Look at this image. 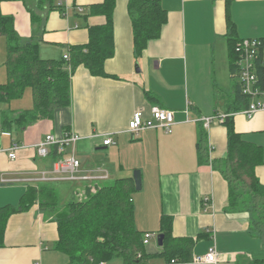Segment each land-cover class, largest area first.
<instances>
[{
  "label": "crops",
  "instance_id": "crops-1",
  "mask_svg": "<svg viewBox=\"0 0 264 264\" xmlns=\"http://www.w3.org/2000/svg\"><path fill=\"white\" fill-rule=\"evenodd\" d=\"M53 1L62 13L50 11L38 0L3 3L0 10L14 17L23 39L39 44L41 59L58 61L68 55L69 47L88 42V27L103 24L102 16L89 17L91 8L103 0ZM128 2L115 0L114 50L104 63L106 76H92L80 66L71 77L70 105L56 110L51 120L11 133L3 132L0 125V207H16L29 186L52 187L59 196L82 187L80 181H31L41 172H50L54 163L50 157H38L36 145L48 135L60 141L66 133L75 134L82 140L71 152L61 148L60 155L77 158L81 177L108 172L116 179L132 178L140 172L141 190L132 195L138 231L158 234L161 217L166 215L172 239L188 241L184 252L175 247L184 257L182 262L175 259L176 263L162 258L163 247L150 242L145 250L155 256L145 264H196L194 259L206 255L213 245L218 264L264 261V236L249 230L247 213L223 211L227 184L199 161L197 150L204 128L201 120L227 114V105L235 98L237 81L231 72L229 41L264 38V0H160L166 23L159 38L149 42L139 57L134 53ZM1 44L5 49L4 41ZM4 75L6 81V71ZM146 93L154 95V104ZM155 105L173 111L170 132L148 129L132 137L128 129L133 114L142 110L148 118ZM32 106V92L27 89L9 108L17 112ZM233 120L241 139L262 151L255 175L264 186V111L252 118L236 114ZM206 132L209 158H224L226 127L213 123ZM105 137L112 141L106 147ZM14 143L19 150L16 160L10 161L8 150ZM57 239L56 225L46 221L37 206L11 215L0 264H69L67 256L55 249Z\"/></svg>",
  "mask_w": 264,
  "mask_h": 264
},
{
  "label": "trees",
  "instance_id": "trees-1",
  "mask_svg": "<svg viewBox=\"0 0 264 264\" xmlns=\"http://www.w3.org/2000/svg\"><path fill=\"white\" fill-rule=\"evenodd\" d=\"M23 1L0 0V7L3 3ZM38 3L47 4L50 11L63 12L61 7L54 5L53 0H38ZM114 7L115 0H103L99 6L92 7L89 17L100 15L104 19L103 24L88 27V42L82 46L69 47L68 60L62 58L58 61L41 59L39 44L23 39L16 30L14 17L4 16L0 10V39L5 43L3 67L7 77L0 84V125L3 132L23 130L41 121L51 120L56 110L68 107L71 102V77L78 67H84L92 76H106L104 63L114 50ZM128 13L132 24L134 53L139 57L149 42L159 38L167 20L166 13L161 9L160 0H129ZM240 40L235 38L229 41L232 74L236 73L235 47ZM251 40L264 44V38ZM259 71L260 82L263 83L264 72L261 68ZM27 89L32 92V108L17 112L10 110V103L21 99ZM146 97L154 104V95L146 93ZM250 103V98L241 93L237 83L235 98L227 105L229 110L225 114L233 116L227 117L221 124L227 130L224 158H209L204 128L200 132L197 150L199 161L218 172L227 184V203L223 211L231 214L247 213L250 217L249 230L264 236V186L255 175V167L261 163L262 151L241 139L234 129L233 120L235 114L249 108ZM154 107L162 108L158 105ZM49 157L56 161L64 156L55 146L51 148ZM81 186L73 193V200L64 205L54 188L29 186L16 207H0V247L3 245L8 218L37 206L44 219L56 225L58 239L54 246L67 256L69 264H112L117 260L123 264H145L155 256L145 250L147 245L144 244V236L151 232H141L135 227L132 195L136 189L133 178L116 179L109 185L82 182ZM170 221L168 216L163 215L160 232L153 234L156 237L159 234L164 236L162 258L169 263L175 259L182 262L184 257L181 252L186 250L188 241L172 239ZM176 246L180 247L181 252L178 253ZM256 264H264V261Z\"/></svg>",
  "mask_w": 264,
  "mask_h": 264
},
{
  "label": "built area",
  "instance_id": "built-area-1",
  "mask_svg": "<svg viewBox=\"0 0 264 264\" xmlns=\"http://www.w3.org/2000/svg\"><path fill=\"white\" fill-rule=\"evenodd\" d=\"M235 52L237 53V59L234 62L236 73L233 74V77L236 78L241 93L251 100L249 108L237 114L252 118L256 113L264 111V79L263 83H261V77L259 76L260 68L264 72V44L256 40L241 39L236 44ZM63 58L68 60V55H65ZM229 116L233 115H214L202 119L201 122L204 129L208 131L211 124H222ZM173 121L174 113L168 109L152 107L148 118L144 117L142 110H138L133 114L128 131L132 137L148 129H163L166 133H169ZM81 140L82 138L78 135L70 133H66L60 141H57L54 136L48 135L43 141L36 145L35 149L38 157L47 158L49 157L51 148L57 146L59 153H61V148L73 147L72 149H74L76 144ZM111 144V139L105 137L103 145L106 147ZM18 150L19 145L17 143L12 144L11 148L8 150L10 161L16 160V153ZM79 172L80 162L72 154L54 161L50 172H41L36 178L31 179V181L33 183H51L58 180L99 182L109 177L108 173H104L102 176L91 175L81 177ZM154 238H156V235L153 233L145 234L144 244L148 245ZM218 262L219 254L216 251L215 245L209 248L206 255L194 259V263L196 264H218ZM171 263L176 262L173 260Z\"/></svg>",
  "mask_w": 264,
  "mask_h": 264
},
{
  "label": "rangeland",
  "instance_id": "rangeland-1",
  "mask_svg": "<svg viewBox=\"0 0 264 264\" xmlns=\"http://www.w3.org/2000/svg\"><path fill=\"white\" fill-rule=\"evenodd\" d=\"M1 41L3 42V40L0 39V57L2 58V59H0V62H2L4 60V55H5L4 45L1 44ZM4 71H5V69H4L3 65L0 64V78H2V79H3V76H5L4 75ZM3 80L5 81V79H3ZM25 99H27V96H26V98H24L23 102L25 101ZM23 102L21 101L20 104L22 103L21 105H23L24 104ZM71 148L72 147H70V148L67 147V148H65V151H67L69 149V151L71 152ZM93 155L96 156L98 154L97 153H94ZM116 178L109 176L108 179H105V180L101 181L100 184L101 185H109V184H112L116 180ZM72 194H73V188L70 189V192L69 193H66L65 195H62L61 194L60 195V202H61V204L64 205V204L68 203L69 201H72L73 198H74V196H72ZM150 242H151V246L157 247L156 246L157 245L156 238L152 239Z\"/></svg>",
  "mask_w": 264,
  "mask_h": 264
},
{
  "label": "water",
  "instance_id": "water-1",
  "mask_svg": "<svg viewBox=\"0 0 264 264\" xmlns=\"http://www.w3.org/2000/svg\"><path fill=\"white\" fill-rule=\"evenodd\" d=\"M136 68H137V66H136ZM132 178L134 180L136 191H140L141 190V175H140V172L139 171L134 172ZM163 239H164V236L162 234H159L156 237V242H157V245L159 247L163 246Z\"/></svg>",
  "mask_w": 264,
  "mask_h": 264
}]
</instances>
